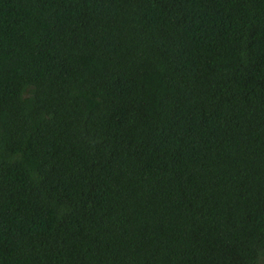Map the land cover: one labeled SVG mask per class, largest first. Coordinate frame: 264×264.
I'll list each match as a JSON object with an SVG mask.
<instances>
[{"label": "trees", "instance_id": "trees-1", "mask_svg": "<svg viewBox=\"0 0 264 264\" xmlns=\"http://www.w3.org/2000/svg\"><path fill=\"white\" fill-rule=\"evenodd\" d=\"M0 264H264V0H0Z\"/></svg>", "mask_w": 264, "mask_h": 264}]
</instances>
